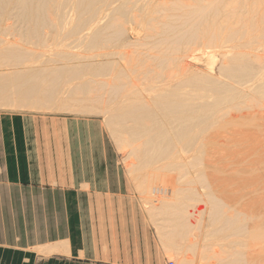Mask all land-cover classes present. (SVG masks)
<instances>
[{"label": "bare ground", "instance_id": "1", "mask_svg": "<svg viewBox=\"0 0 264 264\" xmlns=\"http://www.w3.org/2000/svg\"><path fill=\"white\" fill-rule=\"evenodd\" d=\"M138 1L141 2L0 0V15L6 13L11 16L15 11L21 15L20 18L25 24H30L27 25L29 29L22 31L25 41H29L28 43L22 40L25 45L31 44L34 38L41 39L42 28H58L67 24L68 17L71 18L72 15H69L73 12L77 13L75 14L78 15V21L73 18L72 22H78L76 27L82 31L80 38L88 47L101 46L102 49L105 46L107 49L106 45L115 36L122 37L125 30L128 32L124 25L127 23L130 30L132 29L129 30L130 33L138 31L136 24L141 23L137 19L140 16L147 17L145 24H142L147 30L144 39L149 37V42L156 41L154 44L158 45V50L153 49L156 50L155 54L149 53L151 47H147V50L151 49L148 52L139 50L136 54L138 49L130 52L125 49L130 46L136 49L139 44L143 49L146 44L140 43L142 41L138 39H134L135 42L124 41L121 45L118 43L115 47H110L108 51L94 56L88 55L89 59H102L99 62L85 61V55L81 56L80 53L79 56L77 53L74 56L72 53L66 54L64 50L56 52L54 56H51L50 51V57L45 58L42 51H39V54L32 49H26L29 45L25 48L20 46L17 41L19 38L15 41L9 40L7 36L16 33V37L18 31L14 32L15 29L11 30L10 26H6L0 30V59L8 64L0 68V107L41 106L45 110L51 109L54 99L64 106L69 103L71 106L67 107H73L74 103L84 104L86 100L89 101L91 93L93 101L103 99L107 95L108 98L105 99L108 101L104 100L107 102L109 121L115 129L123 132V141L132 146L129 154L138 157L139 164L135 165L146 173L147 192L160 194L162 191L166 192L163 194L167 197L175 196L180 192L175 191L174 194L171 191V196L167 194L168 189L161 187L162 190H159V183L168 187L174 183L175 186L177 179L188 178L183 175L188 173L190 166L201 164L200 170L199 165L194 168L198 169L197 175L199 174L203 184L210 189L208 194L203 193L207 194L211 210H214V213L211 212L215 214L219 227L232 228L231 232L233 229L236 232L239 226H242L238 224L239 220L246 218L247 214L250 216L249 213L252 212L251 219L254 221L248 224L254 227L253 234L258 237L264 235V53L255 52L261 49L264 51V0H145L143 5ZM17 18L15 20H18ZM72 25L75 26L74 23ZM131 35L134 36L133 33ZM53 38L58 39L56 35ZM44 39L43 42L46 37ZM39 41L41 46L42 42ZM35 42L34 45L38 40ZM151 42L148 44L147 41V46H150ZM111 45L114 46L115 43L108 46ZM211 48L218 49L217 52L224 56L223 59L230 58L228 63L226 62L227 65L219 67V73L231 81H225L209 70L203 71L198 67L197 52L208 56L207 67H210V61H213L214 66L216 56L210 51ZM232 50H235V53L231 52ZM60 60H66V63L58 64ZM130 62L135 64L130 74H137L132 80L128 79L130 76L127 74L131 72L128 64ZM112 73L110 78H106ZM75 78H80V82L73 84L72 80ZM71 81L73 85L68 83ZM60 82L70 85L68 88L65 86L67 89L65 88L63 94L58 93ZM56 91L60 94L59 99L52 96ZM97 101H94L95 105ZM105 101L102 103L105 104ZM87 108L90 109L91 106ZM227 151L233 153V158L226 155ZM235 163H238L237 166H234ZM206 165L211 170H206ZM234 167L238 173L224 174ZM187 182L190 183L186 185L188 189L191 188L189 191L192 193L188 192L189 194L186 193L183 197L185 183L181 182L179 186H183V190L180 200L174 197V201L156 200L164 205L158 204V209H166H163L166 213V219L163 221L172 225V232H168L169 234H182L189 223L192 224L204 212V205L207 203L204 194H198V189L193 192L192 189L196 185L189 179ZM191 183L193 188L189 187ZM230 184L236 192L232 193L228 189ZM217 187L223 189L222 194L215 193L217 189H221ZM163 194L162 197H165ZM179 195L176 196L180 197ZM193 200L198 203L193 204ZM231 202L238 203L233 204L237 208L231 207L233 211L228 209ZM209 223H212V219ZM215 223L216 221L212 225ZM189 229L187 227V230ZM217 230L218 228L215 232L219 231ZM263 249H258L261 254ZM235 254L237 256V251ZM241 255L242 253L238 257L243 258ZM258 256L255 253L252 258L255 264L259 261L262 263V255L261 258ZM235 259L231 262L234 263Z\"/></svg>", "mask_w": 264, "mask_h": 264}, {"label": "rangeland", "instance_id": "2", "mask_svg": "<svg viewBox=\"0 0 264 264\" xmlns=\"http://www.w3.org/2000/svg\"><path fill=\"white\" fill-rule=\"evenodd\" d=\"M138 2L140 5L145 4L144 3L145 0H141L142 4L140 1H138ZM75 13L73 12L72 14L69 15V16H71V15L72 16H71V18L68 17L67 24H64L58 28H55V27L42 28V30H41L42 32L40 31L42 34L41 33L40 34L43 35V37L41 39L37 38L38 42L35 38L32 39L33 41L31 40V42H30L31 44H28L29 41H25V38L22 34V31L29 29L30 24L29 23L25 24L24 20L21 19L22 18L21 15L16 14L15 11L12 12L11 16L10 15L7 16L6 13L4 15H0V22H1L0 23V30L6 26H10L11 30L15 29L14 32L18 31L17 32L18 35L16 37H14V35L16 33L15 34L13 33L14 35L7 36L9 40L15 41L16 39L19 38L17 41H19L18 44L20 46L23 45L22 47L25 48L26 45H29V46H26V49L27 48H29L28 50L32 49L36 53H38L39 51H42V56H45V58L50 57V53H51V56H54V55H56V52H62L64 50V51H66V54L72 53L74 56L77 53L79 56L81 54H82L81 56L85 55L84 56V57H86V59L84 58L85 61L91 60L94 62L95 61L99 62V61H102V59H100L99 57H97V58L93 57L92 58L93 60H92V59H89L90 57L88 58V55L94 56L95 54L110 50V47H115L118 43H120V45H121L122 43H124V41L125 42H130V41L133 42L134 39L135 40L138 39V41H142L140 43H145L146 44V45L144 44L145 47H143V49H142V47H140L141 44L136 45V47H135L136 49H134L133 46H130V47H127L128 49H125V50H127V52H130L132 50L135 51L137 49L138 50L136 51V54L139 50H140V52H143L145 50L148 52L151 49L149 48L150 50H147L148 49L147 47H151L152 50L149 53L153 52L151 54H155L156 50H158V47H157L158 45L154 44V43H156V41L152 40L154 43H152L150 41L151 45L147 46L150 43L149 40H151V38L148 39L149 38L148 37L147 40H145L146 38L144 39V34H145V32L147 34V30L144 29L145 26L142 25V24H145V20L147 19V17L145 16V18H146L145 19L144 16H142V17L140 16L137 19L141 23L136 24V26L139 27L138 28L139 32L138 31H134L135 33L133 31L131 32V33H133L134 36H132L130 33V31L132 29L130 30L128 23L125 22L127 24H124V25L128 29L127 33L125 30V32H124L125 35H124V33L122 34L125 37H123V36L122 37L121 36L116 37L115 36L116 38H118V39H116L114 37L115 40H117V41H115L113 38L114 41L111 40L110 42H108V45L115 43L114 46L106 45L107 49L105 48V46H104L105 49L104 48L101 49V46H97L100 50L97 47H93L94 48L93 49L92 47L89 46L90 47V51H89V49H88L89 47H88L87 43L82 41V39L80 38L82 31L76 27V25L78 23L77 22L78 18L76 16H78V15H76L77 13L76 14ZM10 17H12V18L14 17L13 20ZM15 17L16 18L19 17V19L17 18L18 20H15L16 19ZM7 18H9V19H7ZM73 18L77 21L73 20V22H72ZM20 19L22 20L21 22L24 25L21 24ZM73 23L75 25L74 27L72 25ZM27 25H29V26L27 27ZM25 27H27V28H25ZM52 28L54 30H52ZM55 29H56V31H55ZM19 30H20V32H19ZM19 33H20V35H19ZM45 34H46V36H45ZM141 34L143 37H141ZM54 35H56L58 39H56V38L52 39V37H54ZM44 37H46L45 42H43L45 40ZM119 37L121 39H119ZM142 38L145 40V42ZM22 40H24L25 42H28V43L25 45L24 44L25 42ZM34 40H36V42H37V44H35V45H34V42H35ZM39 40H41V42H42L41 46H39V44H40ZM147 41H148V44L146 43ZM20 42H21V44H20ZM82 42H84V43L82 44ZM32 43H33L34 47H33ZM79 43H81V45ZM68 44H69V46H68ZM152 45H154V46L152 47ZM31 46H32V48H31ZM45 47H47V48H45ZM66 47H68V48H66ZM154 48L156 50L153 51ZM45 50H46V52H45ZM52 51L54 52L53 54H52ZM210 51L214 52V54L216 56L214 66H213V61H210V63H209L210 67H207L208 56L202 55L201 53L197 52L198 57H199L198 59L200 61V62L199 61L197 62L198 67L201 68L203 71L209 70V72L210 73L212 72L213 75L227 81L228 79L225 78L224 76H222L221 73H219V71H220L219 67L221 68L222 65H227L226 62L228 63V61H229L228 59H230V58L226 57L227 59H223L224 56H222L220 54V52L219 53L217 52L218 49L212 50V48H211ZM234 51L232 50L231 52L235 53ZM47 52H48V54H47ZM255 52L257 54H263L264 53V51H262V49L257 50ZM40 53L41 52H39V54ZM233 53H232V55H233ZM133 54H135V53H133ZM219 54L221 56H219ZM78 55H76V56H78ZM252 60H254V58ZM249 61H251V60H249ZM252 62L253 61H251V63ZM63 63H66V60H60L58 64H63ZM130 63H128V64L130 66L129 71H131V72H127V74H128V76H130L128 79L132 80L133 77L135 78L136 77L135 75H137V74L136 73L134 75L130 74V73H132L131 68H133L135 65L132 62H130ZM6 65H8V64L4 63V61L2 62V60L0 61V68L4 67ZM111 75H113V73L110 74V76L109 75L106 76V78H110ZM81 77H83V76H81ZM75 79H76V81L78 80L77 78H75ZM75 79L72 80L73 84H77L78 82H80L79 81L80 78L77 82L75 81ZM72 81L68 82V83L70 85H73ZM228 81H231V80H228ZM136 82H137V80H136ZM64 83L65 82H60L61 87L59 88V90L61 92H59V90H58V93H60V94L61 93L63 94V91L66 90L68 88V86H70L69 84L67 85V82L65 84ZM66 85H67V88L65 87ZM56 93H57V91L54 92V94L52 96L59 99L60 94H58V93L56 94ZM91 94H93V93H91ZM91 94L89 97L91 99V100L89 99V101H91V102L86 100L84 102V104L74 103V105H72L73 107H67L68 105L71 106V104H69V103H67L68 105L64 106V105H62L61 102H58L59 100H57V99H54L55 101L57 100L56 103L54 101V103L52 102L53 104H51L53 108L52 107H50L51 109L45 108V110L41 106L40 107L39 106H37V107H31V106L23 107L22 106L21 107V106H13L12 105V106H10V108H9V106L8 107H0V136H4V137L28 136L30 138H34L33 141L37 140V138H39V137L40 138H47V140L49 142L48 144H45V145L43 144L40 146L37 144H34V145L29 144L28 146H24V148H27V149H28V147L31 148V149H28L27 151L33 153V158H35V161H38L39 159L42 160V163L45 166L44 170H46V173L57 171L58 175L64 174V176H70V175H72V172L75 171L77 173L82 174V176L87 174V177L89 176V178L95 180L97 182L98 189L102 188L103 186H115L114 189L119 191L118 188L116 187V186H118L120 188V190H122L124 192L125 195L129 196V199L125 203V206H124L125 211L127 212V216L130 215L128 217L129 220H131V218H132L131 214L133 212V209H137V218H138V224L137 225L139 227V230L141 232L150 234L151 238H153V243L160 247V252H161L160 257H161V262H162L161 264H218V263L219 264H226V263L227 264H230V263L231 264H234V263L237 264L236 261L239 262L238 264H246V263L247 264H255L253 262L254 260L252 259L253 256L255 255V253L257 256L262 255V257H263V260L260 259V260H262V263H261V261H259L258 264L264 263V251H262L263 252L262 254L260 252L261 249L264 248L263 247L264 246V242H263L264 241V238H263L264 235L258 234V235H260L259 237L257 235H254L253 234V233H255L254 227L248 224V223L251 224L254 221V220H252L253 217H251L252 212H250L251 213L250 214L248 211L250 216H248V214H247L246 218L245 217H242V219L240 218L241 221L239 220L238 224H240V225L242 224L241 227L245 226L242 228V230H240L241 229L240 226L238 228V230H240V231L237 230L236 232H235V229H233V231L231 232L232 228H226L227 230L222 228L223 230H225L223 233V230L219 227V223H217L218 221L216 220L215 214H213L214 210L213 211L211 210V205L208 203V199H207L208 197L206 195L209 193L210 189H209V187L206 186V184H203V180L201 177H199V174L197 175V173L199 172L197 170L198 169L200 170V166H201V164H198V163L196 164L197 166L199 165L198 166L199 168L197 170L195 169L197 166L196 167L194 166L195 168L190 166V169H188V173L186 175H183V177L184 176L188 177L187 179L185 178L186 182H183V181H185L183 178H182L183 181L181 178H179V180L177 179L178 183L180 180H181L180 183L181 182H182V184L185 183V185L183 184L184 188H183V186L180 187L179 186L180 183L177 184V182L175 183V186L173 183L172 185H169V187H168V185L164 184L165 186H163L162 183H159V185H160L159 190L166 188L165 190H167V189L169 190L168 191L169 193L167 192V194H169V195H171L172 193L175 194V191H176V193H178L177 191H179L180 193L175 194V196L173 194L172 195L175 199L179 198V200H180L182 195L185 194L183 196V197H185L186 193H188V192L192 193V192H190L191 190L189 191V189H191V188L188 189V185L190 183L188 184L187 180L189 179V180H191V182H193V184L196 185V186H194L191 183V185L189 187H192V188H193V186H194V188L197 187L196 189L193 188L192 191L195 192L198 189L199 190L198 194H202V195L204 194L203 195L204 199L207 201V203L204 205V210H203L204 212L200 216H198V219H195V221L191 224V223H189L190 218H187V219H189L188 220L189 225L187 227H188V229L189 228L190 229L187 230V227H186L185 231L184 230L182 231L183 232L182 234H184V235H182V234L178 235V234H172V233L169 234L168 232H172V230L170 231L172 225L169 224L168 222H164L165 220L163 221V219H166V215H165L166 213H164V211H166V209L163 208L164 211H163V209L161 210V208L158 209L156 206L159 204V202L156 200L161 199L162 201H167V200L168 201H174V198L170 197L169 195L168 196L170 198L167 197V195L163 194L166 192H162V191H160V192L165 197H162L161 193H160L161 196L159 193H157L158 194V196H157V194H153L152 191L147 192V189H145V186L147 184L145 182V179L147 177L145 175L146 173L141 171L140 169L136 168V167H138V165H135V164H139L138 157H136L134 155L131 156L129 154V151L132 149V146L130 144H128L127 142L123 141V138H124L123 132L115 129L114 126L109 121V116H108L109 112L107 111L108 109H107V102H106V101H108V99H105V98H108L107 95L104 96L103 99L102 98L100 99L99 97H98L99 99H95L94 100L95 102L97 100H99V101H97V103L95 105V102L93 101L94 97ZM91 97H93V98H91ZM104 101L106 102L105 103L106 105L104 103H102ZM87 106H91V108L88 109ZM258 127L260 128V125ZM38 154H41V156H39ZM226 155L229 158H233V153L230 151H227ZM132 163H134V165H132ZM238 163H235L234 166H237ZM204 168L206 170H211V168L208 167L207 165L204 166ZM236 170L237 169L234 167L233 169L231 168L230 171L224 172V174L228 175V174L238 173ZM196 171H197V173H196ZM242 174H240V175H242ZM196 176H198V177H196ZM175 177H178V176H175ZM198 183H199V185H198ZM186 184H188V185H186ZM200 184L202 187H200ZM161 187H162V189H161ZM181 188H183L184 190L187 188L188 191H187V189L184 191ZM202 188L204 189V191ZM217 188H221V187H217ZM232 188H233V185L230 184L228 189L232 193L234 191L236 192V190H232ZM216 189H214V191ZM181 190H183L182 191L183 194H182ZM221 190L223 191L222 188L219 190L217 189V192L215 191V193L216 194H222ZM171 191H172V193H171ZM203 192H205V193L208 192V193L205 194ZM176 195H179L180 197H177ZM153 198H154V202H152ZM184 199H186V198H184ZM196 203H198V202L197 201L194 202V200H193V204H196ZM233 204L238 205V203H236V204L233 203ZM233 204H232V202L229 203L230 207L228 209L231 211H233V209H231ZM154 205H155V208H154ZM159 205H162V203H160ZM162 206H164V205H162ZM234 207L235 206H233V208ZM235 208H237V206ZM113 211H115V209H113ZM113 211L111 208L108 207V208H105L102 210L101 215H103L109 219L113 215ZM161 213H162V215H161ZM87 215H89L88 210H87ZM96 215L99 218V216H100L99 213H96ZM212 215H214V216H212ZM211 216H212V218H211ZM247 216H248V219H247ZM243 218H244V220H243ZM209 219H210V221H208ZM211 219H212V223H209V222H211ZM213 220L216 221L215 224H217V226H215V224L212 225L214 223ZM244 224H246V225H244ZM247 224H248V226H247ZM129 226H130L129 228L131 229L132 228L131 222L129 223ZM191 226H193V227H191ZM210 226L211 227L214 226V227H216V229L218 228V230L220 228V230L219 231L217 230L218 232H215L216 229H214L213 227L211 229ZM209 227H210V229H209ZM251 227H252V229H251ZM244 228H246L247 230ZM220 231L222 233H220ZM252 231H254V232H252ZM192 232H194V233H192ZM238 232H240V233L237 234ZM254 238H259L260 240L254 239ZM262 242H263V244H262ZM257 243H259V244H257ZM242 245L243 246L245 245L244 246L245 248ZM239 250H240V252H239ZM236 251H237V256L235 254ZM241 253L243 255V256L241 255V257H243V258H239ZM233 255H234V257H233ZM238 255H239V257H238ZM251 255H253V256H251ZM235 256H236V259H235ZM233 258L236 260L234 263L231 262V260L234 261ZM259 258H261V256ZM226 259H227V261H226ZM244 259L246 262L244 261ZM241 260H243V262ZM220 261H222V262H220ZM247 261H249V262H247Z\"/></svg>", "mask_w": 264, "mask_h": 264}, {"label": "crops", "instance_id": "3", "mask_svg": "<svg viewBox=\"0 0 264 264\" xmlns=\"http://www.w3.org/2000/svg\"><path fill=\"white\" fill-rule=\"evenodd\" d=\"M33 139L0 136V264L162 263L160 247L139 230L137 209L129 220L128 195L98 189L87 174L46 173L24 146L49 142ZM108 207L109 219L101 215Z\"/></svg>", "mask_w": 264, "mask_h": 264}]
</instances>
